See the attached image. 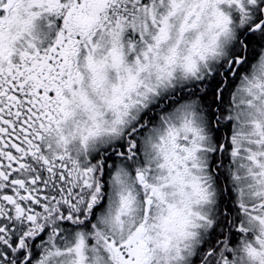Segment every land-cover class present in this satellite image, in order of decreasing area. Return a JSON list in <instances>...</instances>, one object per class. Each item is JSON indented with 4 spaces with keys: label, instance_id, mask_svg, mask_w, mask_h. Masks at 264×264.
<instances>
[{
    "label": "snow or ice",
    "instance_id": "6c2138e0",
    "mask_svg": "<svg viewBox=\"0 0 264 264\" xmlns=\"http://www.w3.org/2000/svg\"><path fill=\"white\" fill-rule=\"evenodd\" d=\"M0 264H264V0H0Z\"/></svg>",
    "mask_w": 264,
    "mask_h": 264
}]
</instances>
